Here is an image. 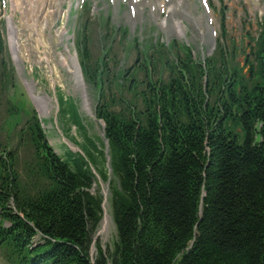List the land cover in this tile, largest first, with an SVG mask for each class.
<instances>
[{"label": "trees", "instance_id": "1", "mask_svg": "<svg viewBox=\"0 0 264 264\" xmlns=\"http://www.w3.org/2000/svg\"><path fill=\"white\" fill-rule=\"evenodd\" d=\"M84 29L77 51L98 90L107 150L73 103L68 123L83 129V154L57 153L35 110L22 123L17 103L8 108L16 145L0 149V264H264V25L245 65L221 42L199 59L162 49L166 80H140L130 67L103 77L107 58L91 63ZM127 76L132 98L108 99L104 89ZM92 168L115 227L105 248L94 240L103 196Z\"/></svg>", "mask_w": 264, "mask_h": 264}, {"label": "rangeland", "instance_id": "2", "mask_svg": "<svg viewBox=\"0 0 264 264\" xmlns=\"http://www.w3.org/2000/svg\"><path fill=\"white\" fill-rule=\"evenodd\" d=\"M87 1L62 0L60 6L55 4L56 11L47 26L29 28L20 17L21 12L12 8L11 0H0V149L7 140L11 144L10 147L16 145L15 138H12L14 136L8 133L9 127L16 125L8 120L7 110L13 103H17L21 109V113L14 117L15 121L23 123L32 110L36 111L42 120L48 141L61 155L68 149L72 150L71 147L81 149L85 147L82 145H87L83 129L68 123V105L73 103L77 105L87 135L98 139L100 147L105 148L103 121L96 117L97 105L100 102L98 90L85 80L80 63L81 56L77 51V41L81 35L76 27L78 24L81 25L80 28L83 24L85 26L91 63L94 64L102 56L104 59L107 58L104 61L106 64L103 77L108 73L110 78L119 70L130 67L136 70V78L140 80L147 74L149 76V73L152 80L157 78L166 80L168 70L158 60L159 51L164 49L158 45L160 42L167 45L168 42L174 41L173 53L171 55L166 53L169 59L176 55V51L178 52L177 43H180L182 48L184 42L190 44L193 54L199 59L212 54L218 42L223 40L222 43L228 48L236 45L238 48L236 61H242L244 49L249 47L250 37L256 36L259 22L264 19V0H208L212 26L207 22L206 12L200 0H185L182 3L183 8L174 11L175 16L184 25V39L175 29L174 19L163 9L158 8L156 0H141L134 16L130 14L128 0L123 4L119 2L121 0H113L112 4L106 0H90V3H96L90 12L86 11L85 6L83 10L81 9V5ZM11 15L17 26L20 41L18 59L10 45L8 17ZM164 19L166 24H163ZM61 28H65L62 34L59 33ZM213 28L215 33L212 31ZM124 29L125 31H122ZM223 29L226 30L225 33L222 32ZM224 35L227 37L226 40L224 37L221 38ZM151 42H154V48L150 47ZM59 53L67 56L68 64H71L69 55L77 57L92 114L83 109V94L74 90L73 74L59 63ZM149 55L153 56L152 61L147 58ZM142 61L144 67L141 65ZM51 78L55 79L54 83ZM127 79L128 76L124 78L122 88L118 89L115 84L105 88V96L108 99L111 96L114 99L120 96L127 100L131 99L132 92L127 89ZM105 83L109 84L106 81ZM140 85L144 87V83ZM31 89L45 98L48 111L42 112L37 108ZM25 110H28L27 115L22 112ZM17 152L16 168L19 174L25 177L30 151L22 145ZM101 189L100 185H94V190L101 192ZM108 196L109 194L106 211L110 220L104 227L100 221L95 237V241H99L104 248L115 236Z\"/></svg>", "mask_w": 264, "mask_h": 264}, {"label": "bare ground", "instance_id": "3", "mask_svg": "<svg viewBox=\"0 0 264 264\" xmlns=\"http://www.w3.org/2000/svg\"><path fill=\"white\" fill-rule=\"evenodd\" d=\"M61 1L62 0H11V4L13 9L21 12V16H20L21 19L25 21V23L29 28H31L32 26L37 27L38 25H40L41 27L47 26L49 19L51 18L52 14L55 13L56 11L54 9L55 4L59 5ZM136 1L138 0H135V3L133 2L131 3L132 7L137 6ZM182 1L183 0H176V4H175V2L171 0L169 2H165L164 0H157L159 7H164L165 10L167 9L169 13L172 14L171 17L174 19L175 29L180 32H183L184 25L182 21L175 16L174 11L177 7L179 8L183 7L182 3L185 0L183 2ZM12 17H13L12 15L8 17L9 38H10L11 48L13 49L15 57L18 59L19 58L18 49L20 47L19 44L20 41L18 40V29ZM163 24H166L165 19L163 21ZM59 31H60L59 33L62 34L65 31V28H61ZM66 57L67 56L65 54L59 53V63L62 66H66L73 74V78L75 80L73 83L74 90L76 92L81 91V93L83 94L82 95L83 109L86 110L89 114H92L88 93L85 88L86 85H84L85 82L82 76L81 69L79 67V63L77 61V57L69 55L71 64H68ZM51 80L52 83H54L55 79L51 78ZM31 93L35 103L37 104L36 105L37 108H39V110L42 112H45L46 110L48 111V106L46 104L45 98L34 93L33 89H31ZM108 216L106 217L107 221L109 220Z\"/></svg>", "mask_w": 264, "mask_h": 264}, {"label": "water", "instance_id": "4", "mask_svg": "<svg viewBox=\"0 0 264 264\" xmlns=\"http://www.w3.org/2000/svg\"><path fill=\"white\" fill-rule=\"evenodd\" d=\"M105 148L107 150V141L105 139ZM72 150H76V151H79L80 153H83L78 147H71ZM106 161L107 163H109V156L107 155L106 156ZM96 178L98 179L100 185L102 186V190H101V193H102V196H103V201H102V219H101V222H102V227L105 226L106 222H107V219L106 217L108 216L107 213H106V202H107V194H108V191H107V185L102 183L101 179H100V176L95 172V170L92 168ZM109 172H111V169L109 168L108 169ZM109 217V220H110V216ZM98 233L95 234L94 236V240H95V237L97 236ZM94 251V247L91 248V254L93 253Z\"/></svg>", "mask_w": 264, "mask_h": 264}]
</instances>
